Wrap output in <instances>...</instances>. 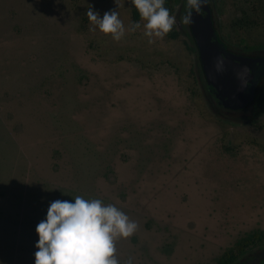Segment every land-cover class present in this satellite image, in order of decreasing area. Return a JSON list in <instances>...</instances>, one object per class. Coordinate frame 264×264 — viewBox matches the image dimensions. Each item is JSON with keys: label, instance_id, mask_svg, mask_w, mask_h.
<instances>
[{"label": "rangeland", "instance_id": "1", "mask_svg": "<svg viewBox=\"0 0 264 264\" xmlns=\"http://www.w3.org/2000/svg\"><path fill=\"white\" fill-rule=\"evenodd\" d=\"M211 4L231 47L264 46V0ZM90 7L134 23L130 0H0V264H34L50 202L77 195L136 221L120 264H216L264 229V90L254 121H222L182 36L148 43L140 20L116 41Z\"/></svg>", "mask_w": 264, "mask_h": 264}, {"label": "clouds", "instance_id": "2", "mask_svg": "<svg viewBox=\"0 0 264 264\" xmlns=\"http://www.w3.org/2000/svg\"><path fill=\"white\" fill-rule=\"evenodd\" d=\"M165 0H131L143 23V34L148 43L163 38L172 29L175 17L164 6ZM206 0H186L188 9L183 17L190 23L193 11L198 12ZM89 21L104 34L119 41L126 31L141 27L132 23L128 29L117 10L105 11L103 16L91 7L86 10ZM136 221L111 203L101 199H86L80 195L71 201L56 199L50 202L46 217L36 225L38 240L34 264H120L114 255L116 241L131 236L137 229ZM124 264H132L129 258Z\"/></svg>", "mask_w": 264, "mask_h": 264}, {"label": "water", "instance_id": "3", "mask_svg": "<svg viewBox=\"0 0 264 264\" xmlns=\"http://www.w3.org/2000/svg\"><path fill=\"white\" fill-rule=\"evenodd\" d=\"M185 13L188 9L185 0ZM210 0L193 11L188 23L198 50L208 90L217 102L233 110L242 109L255 96L256 87L264 76V55L236 53L228 49L213 24Z\"/></svg>", "mask_w": 264, "mask_h": 264}, {"label": "trees", "instance_id": "4", "mask_svg": "<svg viewBox=\"0 0 264 264\" xmlns=\"http://www.w3.org/2000/svg\"><path fill=\"white\" fill-rule=\"evenodd\" d=\"M164 6L169 9L170 15L179 14L178 23H174L172 29L166 34V36L170 39H176L177 37L182 36L186 48L193 56V77L200 96L205 101L211 113L222 121L235 124H244L254 121V118L259 110L262 91L264 90V76L261 77L256 87L254 99L244 108L233 110L220 105L216 98L208 90L206 78L198 58V50L191 34L189 24L183 22V17L186 15L184 10L185 0H165ZM257 10L258 9L255 6L252 8V11H249L250 13H248L241 7L240 14L235 20H233L234 28L238 29L243 26L255 24V20H253V18L254 14L257 13ZM212 15L214 24L215 18L214 14ZM131 19L133 22H139L141 20L138 10L132 5ZM241 41H243V39ZM255 48L257 47L248 46L245 42L240 49L228 46V49L236 53L264 55V46L258 47V51H254ZM216 264H264V229L251 230L239 237L232 246L225 249L217 258Z\"/></svg>", "mask_w": 264, "mask_h": 264}, {"label": "flooded vegetation", "instance_id": "5", "mask_svg": "<svg viewBox=\"0 0 264 264\" xmlns=\"http://www.w3.org/2000/svg\"><path fill=\"white\" fill-rule=\"evenodd\" d=\"M210 3H212V0H210ZM211 6H212V4H211ZM212 10H213V6H212ZM213 14H214V18H215V22H214V24H215V26H216L215 28L218 30V32H219L221 38H223L222 35H221V32H220L219 25L217 24V21H216V17H215V12H214V10H213ZM223 40H224V38H223ZM224 41H225V40H224ZM225 42H226V41H225ZM226 43H227V42H226ZM227 45L230 46V44H228V43H227Z\"/></svg>", "mask_w": 264, "mask_h": 264}]
</instances>
